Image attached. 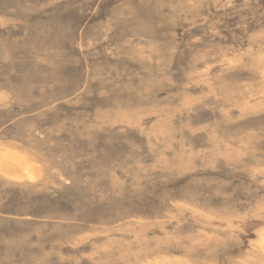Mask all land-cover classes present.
<instances>
[{"label": "rangeland", "instance_id": "obj_1", "mask_svg": "<svg viewBox=\"0 0 264 264\" xmlns=\"http://www.w3.org/2000/svg\"><path fill=\"white\" fill-rule=\"evenodd\" d=\"M0 264H264V0H0Z\"/></svg>", "mask_w": 264, "mask_h": 264}]
</instances>
